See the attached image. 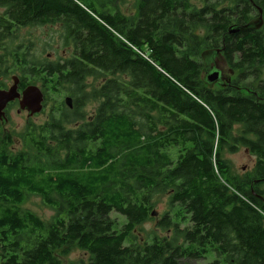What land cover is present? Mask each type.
Listing matches in <instances>:
<instances>
[{"label": "trees", "instance_id": "trees-1", "mask_svg": "<svg viewBox=\"0 0 264 264\" xmlns=\"http://www.w3.org/2000/svg\"><path fill=\"white\" fill-rule=\"evenodd\" d=\"M118 1L0 0L2 27L59 24L73 49L44 62L13 58L54 93L73 91V107L61 101L45 122H29L22 150L0 127V264H64L73 246L88 252L86 264H188L211 254L217 264H264V28L229 33L264 0H137L136 13ZM215 48L240 71L225 87L204 81L202 53ZM250 77L255 92L242 93ZM237 124L254 169L224 181L220 150ZM162 192L163 233L140 240ZM29 195L55 211L50 221L23 208Z\"/></svg>", "mask_w": 264, "mask_h": 264}, {"label": "rangeland", "instance_id": "rangeland-1", "mask_svg": "<svg viewBox=\"0 0 264 264\" xmlns=\"http://www.w3.org/2000/svg\"><path fill=\"white\" fill-rule=\"evenodd\" d=\"M136 1L137 0H120L118 4L120 9L124 13H136ZM193 4L201 6L204 4V0H192ZM223 5H228V1H224ZM17 38L14 40L13 44H20L21 42L27 44L28 53L35 61L43 62L49 59L57 60L59 58L69 57L72 53V46H67L65 44L64 34L61 30L59 24L56 25H35L21 28L17 31ZM218 64V60H217ZM17 74L20 71L16 68ZM226 75H229L232 79H235L240 74L239 70H234L229 72V67L224 68ZM14 73V72H12ZM264 74V71H263ZM44 74H37L36 76L30 77L32 84L39 86L44 94V108L43 110L32 116H28V112L21 110L19 102L16 103L10 109V123L7 126V131L12 133L13 145L12 149L14 151L22 150L26 148L25 141L23 140L22 134L26 125L29 122L40 124L45 122L50 117L51 109L61 101H65L67 96L73 97V91L69 88H64L62 93H54L50 90L48 84L43 80ZM12 75L8 77L4 76L3 81L10 80V83H13L11 79ZM29 79V77H28ZM104 80L103 76H92L87 78V91L91 92L95 87ZM251 79H247L244 83L249 82ZM97 102L91 100L87 103L85 107L86 117H89L93 114L97 107ZM240 125H235L233 127L232 136L229 138L226 146L222 147L220 150L221 157L226 161L228 167L227 174L223 175L222 173L218 174L221 180H226L229 176L233 177L234 181L242 178L246 174L252 173L255 164V156L250 153V151L242 146L238 141H236V136L239 133ZM217 147L218 144H216ZM236 147L235 150H231V147ZM23 208L29 209L40 217L43 221L48 222L51 220L55 211L46 205L43 200L37 195H29L27 200L23 203ZM169 210V195L167 192L158 193L155 197V206L152 211L156 212L155 216H152L147 220L142 226L138 227L137 235L142 239H146L147 236L153 230H158L162 232L160 228H156L158 220L162 219V216L166 211ZM114 217H118L115 213ZM163 233V232H162ZM217 258L215 255H208L205 258L191 261L188 264H217L215 260ZM64 264H86L89 260V254L87 251L80 249L77 246H73L71 250L64 256Z\"/></svg>", "mask_w": 264, "mask_h": 264}, {"label": "flooded vegetation", "instance_id": "flooded-vegetation-1", "mask_svg": "<svg viewBox=\"0 0 264 264\" xmlns=\"http://www.w3.org/2000/svg\"><path fill=\"white\" fill-rule=\"evenodd\" d=\"M236 1V0H235ZM255 10H257L254 14H252L251 19L246 22V23H240V25H245L247 23H249L252 20H255L257 18H259L261 15L263 16L264 19V10L261 8H256ZM5 12V8L0 6V17H5L4 15ZM2 20V19H1ZM9 25H5L4 27L1 26L0 24V90H7L9 89L13 83H14V77H16L19 80V91L23 92L28 86L30 85H34L32 84V82L30 81V77L31 74L25 75L22 73L21 68H19V66L17 65V62H15L13 60V58H15V55H19L20 57V62L24 63L25 60L26 61H33L34 59L32 57H30L29 53H28V45L21 42L20 44H13L14 40L17 38V31L21 28L24 27H28V26H18V25H11L9 28L10 30H8ZM264 28V23L262 25L261 28L259 29H254V30H262ZM247 31H252V30H247ZM243 32V31H242ZM223 57H221L220 59L218 58V66L220 67V69L222 70V76H223V85H220L222 87H225L227 85H230L232 83V81L234 79H232L229 75H226L224 72V68L225 67H229V72H233V68L230 67V65L228 64L226 58L224 57V55H222ZM2 60V61H1ZM51 60V59H49ZM47 60V61H49ZM44 62V61H43ZM16 68L20 71V73L17 74V70ZM263 71H264V67H263ZM263 71L261 73V81L264 84V74ZM14 72V73H12ZM12 75V80L13 83H10V80L8 79L7 81H3L2 78L4 76L8 77ZM33 76V75H32ZM29 77V79H28ZM250 81L248 83H252L254 82V78L250 77ZM248 83H246V86L240 85V90L242 91V93H252L255 92L254 91V87L253 86H249L248 88ZM256 84V83H255ZM261 83H257L256 87L259 86ZM20 104L19 100H15L12 102H9L5 112H6V118H7V122L5 125H3L2 121H0V127L3 128L5 131H7V126L10 123V109L12 108V106H14L16 103Z\"/></svg>", "mask_w": 264, "mask_h": 264}, {"label": "water", "instance_id": "water-1", "mask_svg": "<svg viewBox=\"0 0 264 264\" xmlns=\"http://www.w3.org/2000/svg\"><path fill=\"white\" fill-rule=\"evenodd\" d=\"M263 23L264 19L261 15L259 18L245 25H232L229 29V33L236 34L242 31L259 29L262 27ZM222 55L221 48L207 49L202 53V58L206 64L204 69V81L210 87L215 84L223 85L222 81L224 78L222 76V70L218 64H216V59H220L223 57ZM17 99L20 101V109L27 111L29 117L40 113L44 108L45 94L43 90L37 85H30L23 92H20L19 80L14 77V83L9 89L0 90V121H2L3 125L7 122L5 109L8 103ZM65 102L70 108L73 107V97L67 96ZM262 200L264 201V197ZM155 215L156 212H153L152 216Z\"/></svg>", "mask_w": 264, "mask_h": 264}, {"label": "bare ground", "instance_id": "bare-ground-1", "mask_svg": "<svg viewBox=\"0 0 264 264\" xmlns=\"http://www.w3.org/2000/svg\"><path fill=\"white\" fill-rule=\"evenodd\" d=\"M138 52H139V51H138ZM139 53H140V52H139ZM141 55L144 56V57H149L147 52H146V53H143V52H142ZM217 60H218V59H216V62H217ZM216 64H217V63H216Z\"/></svg>", "mask_w": 264, "mask_h": 264}, {"label": "built area", "instance_id": "built-area-1", "mask_svg": "<svg viewBox=\"0 0 264 264\" xmlns=\"http://www.w3.org/2000/svg\"><path fill=\"white\" fill-rule=\"evenodd\" d=\"M135 50H137V51H139L140 53H142V51H140L139 49H135Z\"/></svg>", "mask_w": 264, "mask_h": 264}]
</instances>
